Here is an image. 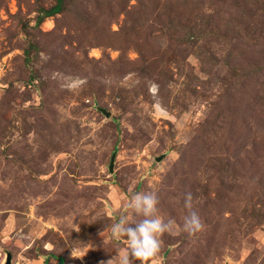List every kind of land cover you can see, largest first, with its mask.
Listing matches in <instances>:
<instances>
[{
    "label": "rangeland",
    "instance_id": "1",
    "mask_svg": "<svg viewBox=\"0 0 264 264\" xmlns=\"http://www.w3.org/2000/svg\"><path fill=\"white\" fill-rule=\"evenodd\" d=\"M62 2L0 0V264H107L136 192L135 264H264V0Z\"/></svg>",
    "mask_w": 264,
    "mask_h": 264
},
{
    "label": "clouds",
    "instance_id": "2",
    "mask_svg": "<svg viewBox=\"0 0 264 264\" xmlns=\"http://www.w3.org/2000/svg\"><path fill=\"white\" fill-rule=\"evenodd\" d=\"M191 199V193L186 194V207H191ZM158 204L159 198L154 192H136L130 197L126 207L143 218L139 222L130 221L125 214L110 225L111 236L114 239H126L128 247L118 258L108 260L107 264H113L114 260L116 264H135L136 260L145 261L160 252V236L173 230L174 221L164 220L159 215ZM202 228L199 215L195 211H189L184 218L183 230L194 234Z\"/></svg>",
    "mask_w": 264,
    "mask_h": 264
},
{
    "label": "trees",
    "instance_id": "3",
    "mask_svg": "<svg viewBox=\"0 0 264 264\" xmlns=\"http://www.w3.org/2000/svg\"><path fill=\"white\" fill-rule=\"evenodd\" d=\"M62 1L63 0H56V3L52 7L48 8V9L43 8L42 12L40 13V15L38 17V20L41 21L46 16H51V15H53L55 13L60 12L61 9H62V4H63ZM60 258L62 259V261L57 260L58 264H61L63 262V260H64L62 257H60Z\"/></svg>",
    "mask_w": 264,
    "mask_h": 264
},
{
    "label": "water",
    "instance_id": "4",
    "mask_svg": "<svg viewBox=\"0 0 264 264\" xmlns=\"http://www.w3.org/2000/svg\"><path fill=\"white\" fill-rule=\"evenodd\" d=\"M101 110H102V112H103L106 116H110V112H109V111H106L105 109H101ZM109 167H110V170L112 171V170H113V167H114V156H113L112 159H111V162H110ZM10 262H11V257L8 256V259H7V261H6L5 264H10Z\"/></svg>",
    "mask_w": 264,
    "mask_h": 264
}]
</instances>
